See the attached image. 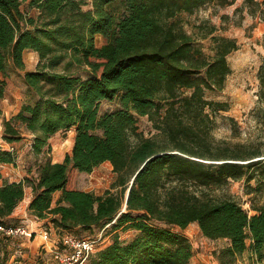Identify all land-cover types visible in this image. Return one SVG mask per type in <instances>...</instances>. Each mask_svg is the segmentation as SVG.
<instances>
[{
  "label": "trees",
  "instance_id": "obj_1",
  "mask_svg": "<svg viewBox=\"0 0 264 264\" xmlns=\"http://www.w3.org/2000/svg\"><path fill=\"white\" fill-rule=\"evenodd\" d=\"M234 1L0 0V98L8 64L23 69L25 50L38 58L23 75L28 99L3 119L1 139L12 145L26 132L31 152L41 155L35 177L0 185V226L14 224L11 215L30 187L28 211L48 218L60 235L109 225L110 242L90 253L87 264H190L192 246L180 231L191 223L208 239L227 240L214 252L217 264H235L245 252L263 261L264 202L250 200L249 214L232 197L205 192L240 179L246 194L264 192V151L216 141L211 133L215 114L227 105L206 92L224 88L227 56L238 45L215 35L207 20L189 33L179 18L208 3ZM243 6L264 21V0H243ZM207 37L211 54L200 44ZM257 80L264 105V58ZM113 100L117 108L99 112L103 101ZM139 116L152 121L158 138L138 131ZM71 128L70 154L52 162L48 139ZM15 158L14 150L0 148V163ZM103 162L116 175L114 191L75 187L79 174ZM128 229L137 234L123 242L117 231ZM7 239L0 233V253Z\"/></svg>",
  "mask_w": 264,
  "mask_h": 264
},
{
  "label": "rangeland",
  "instance_id": "obj_2",
  "mask_svg": "<svg viewBox=\"0 0 264 264\" xmlns=\"http://www.w3.org/2000/svg\"><path fill=\"white\" fill-rule=\"evenodd\" d=\"M25 11V5H22ZM28 14L34 16L36 12L28 9ZM185 30L189 33L194 31V26L202 21H209L217 28L215 35L232 38L236 41L238 49L227 56V62L230 73L225 80V86L221 91H207L206 98L218 102H224L227 105L226 110L218 111L213 120L212 137L216 141H225L228 143H242L250 147H260L264 151V105L259 103L257 98L258 80L257 72L262 58H264V21L258 16H251L247 13V8L243 6V0H235L228 6H218L215 3H208L193 14L181 13L179 15ZM96 45L104 43L101 36H96ZM209 37L200 40L203 50L211 54ZM24 68L17 69L11 63L7 67V76L4 77L5 88L3 98H0V148L14 150L16 158L14 163H0V185L5 182H18L25 177L36 176V157L31 152V135L23 132V138L11 144H6L1 139L3 129V119H9L15 115L21 104L27 99L26 85L23 80L25 71L34 70L38 61L37 54L30 50H25L22 54ZM1 79L3 77H0ZM118 107L117 100L103 101L99 106V112L111 111ZM137 128L145 137H156L159 133L155 129L152 121L146 116L137 117ZM74 130L59 131L48 139L50 152L45 154L49 156L52 162H61L66 154H70L73 143ZM159 135L156 137L158 138ZM111 164L104 163L92 176H82L79 174L76 178L75 187L85 188L86 191L102 195L106 190L114 191L111 186L116 175L112 171ZM94 170V169H93ZM254 185V181H251ZM198 192L199 188H191ZM31 188H25V195L30 193ZM81 190V189H80ZM205 192L214 198L232 197L238 201L243 209L248 210L249 201L254 203L264 202V192L259 194H246L243 179L229 180L221 187L205 188ZM56 194L53 196V202L56 200ZM24 195V197H25ZM32 198V193H31ZM30 198V200H31ZM30 202V201H29ZM25 199L16 206V210H21V219H12L14 224H22L33 232L29 242L39 237L40 231H46L48 238L43 240V244H49L51 250L47 253L45 249H38L34 253L32 260L24 257V251L27 250L22 245L26 237L9 238L4 240L5 248L0 253L5 254V259L0 264H60L52 254L57 251L63 255H69L71 250L60 242V237L71 235L77 239H89L95 243V248L100 249L106 246L111 239L109 225L104 228H93L91 230L75 229L74 232H64L60 235L53 227L48 218L38 219L28 211V205H25ZM29 204V203H28ZM14 209V210H15ZM14 212V211H13ZM190 242L193 255L189 260L190 264H217L214 252L227 245V240H211L204 237L197 224H190L180 231ZM118 236L121 241L127 242L132 239L137 232L131 229L118 230ZM29 239V238H28ZM41 240V241H42ZM53 244L55 247L51 246ZM47 248V247H45ZM52 255H51V254ZM2 258V257H1ZM235 264H264V260L257 262L250 258L248 253L238 255Z\"/></svg>",
  "mask_w": 264,
  "mask_h": 264
},
{
  "label": "built area",
  "instance_id": "obj_3",
  "mask_svg": "<svg viewBox=\"0 0 264 264\" xmlns=\"http://www.w3.org/2000/svg\"><path fill=\"white\" fill-rule=\"evenodd\" d=\"M0 233L9 238H30L33 232L22 224H9L0 226ZM43 240L48 238L46 231H40ZM62 245L71 250L69 255H63L57 251V248L52 251L53 257L60 264H87L88 255L96 250L94 241L89 239H77L71 235L60 237Z\"/></svg>",
  "mask_w": 264,
  "mask_h": 264
},
{
  "label": "crops",
  "instance_id": "obj_4",
  "mask_svg": "<svg viewBox=\"0 0 264 264\" xmlns=\"http://www.w3.org/2000/svg\"><path fill=\"white\" fill-rule=\"evenodd\" d=\"M106 164V163H109V162H103L102 164ZM102 164H100L99 166H97L92 172H90V173H81L80 175V177H84V176H86V175H89V176H92L94 173H96L97 172V169L102 165ZM110 164V163H109ZM112 168V167H111ZM79 189H81V190H83V191H86V189L85 188H81V187H79ZM88 191V190H87ZM56 193V192H55ZM58 194H56L57 196H56V199L58 198V196H59V192H57ZM30 198H31V190H30V193L28 194V195H25V197H24V199H25V205H26V207H27V205H28V203H29V201H30ZM22 212H21V210H19V209H15L14 210V212L12 213V217L14 218V219H21L23 216H22V214H21ZM191 224H194V223H191ZM196 224V223H195ZM190 225V224H189ZM188 227V226H187ZM24 239V238H23ZM28 240H30V238L28 239V238H25L24 239V242H22V245H25V247L27 248V250H25L24 251V257H28V259H31L32 260V258H33V254L34 253H37V250L38 249H45V252L47 251H49V250H51L50 249V247H49V244H43V243H45V242H43V240L42 239H39V237H35V238H33L30 242L28 241ZM42 240V241H41ZM51 246H53V247H55L53 244H51ZM45 247H47V248H45ZM46 252V253H47ZM51 254V253H50ZM52 255V254H51Z\"/></svg>",
  "mask_w": 264,
  "mask_h": 264
}]
</instances>
